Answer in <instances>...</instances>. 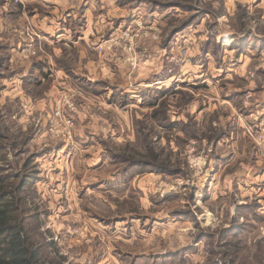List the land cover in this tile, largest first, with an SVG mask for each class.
Segmentation results:
<instances>
[{
  "label": "rangeland",
  "instance_id": "374dc122",
  "mask_svg": "<svg viewBox=\"0 0 264 264\" xmlns=\"http://www.w3.org/2000/svg\"><path fill=\"white\" fill-rule=\"evenodd\" d=\"M263 135L264 0H0L41 263L264 264Z\"/></svg>",
  "mask_w": 264,
  "mask_h": 264
},
{
  "label": "trees",
  "instance_id": "16d2710c",
  "mask_svg": "<svg viewBox=\"0 0 264 264\" xmlns=\"http://www.w3.org/2000/svg\"><path fill=\"white\" fill-rule=\"evenodd\" d=\"M4 170L0 167V264H46L41 263L40 249L23 217L28 209L22 202V189Z\"/></svg>",
  "mask_w": 264,
  "mask_h": 264
},
{
  "label": "built area",
  "instance_id": "2783aa9c",
  "mask_svg": "<svg viewBox=\"0 0 264 264\" xmlns=\"http://www.w3.org/2000/svg\"><path fill=\"white\" fill-rule=\"evenodd\" d=\"M264 136V135H263Z\"/></svg>",
  "mask_w": 264,
  "mask_h": 264
}]
</instances>
